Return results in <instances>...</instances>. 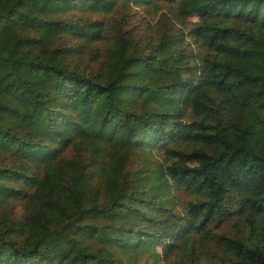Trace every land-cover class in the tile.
I'll list each match as a JSON object with an SVG mask.
<instances>
[{"label":"trees","instance_id":"1","mask_svg":"<svg viewBox=\"0 0 264 264\" xmlns=\"http://www.w3.org/2000/svg\"><path fill=\"white\" fill-rule=\"evenodd\" d=\"M119 1L198 19L146 52L66 17ZM64 34L75 53L112 39L101 67ZM227 216L244 236L200 264H264V0H0V264H158Z\"/></svg>","mask_w":264,"mask_h":264},{"label":"rangeland","instance_id":"2","mask_svg":"<svg viewBox=\"0 0 264 264\" xmlns=\"http://www.w3.org/2000/svg\"><path fill=\"white\" fill-rule=\"evenodd\" d=\"M68 19L73 17H83L84 19H90L91 21H103L109 23V28L112 33H118L116 29H119V36L129 43L130 50L137 48L139 50L149 51L154 45L158 44L161 39L172 33L181 34L188 33L197 22V17L181 18L176 17L172 11V7L164 3L160 10L154 9L151 5L140 4H126L119 1L118 5L114 7V10L108 14L97 13H74L71 12L66 16ZM112 40V39H111ZM111 40L104 43H94L86 48H83L79 52L77 47L80 45V41L74 37V35L64 34L58 40L55 45L59 48L66 49V53L70 56V61L81 68L89 66L93 70H97L101 67L103 60L104 49L110 44ZM187 42L191 43V46L186 48L191 53L196 51V47L192 44L193 39L191 36L186 37ZM151 161L154 164H164V155L160 151H154L151 154ZM142 156L140 154H134L132 156L131 164L129 165L130 171H134L141 164ZM175 197V212L176 214H187V206L190 201L195 197L183 189L175 188L173 193ZM12 206H15V215L21 216L24 212L23 204L12 202ZM10 204V205H11ZM212 237L207 239L206 243H203L201 233H195L193 235L190 244H179L174 253H171L168 260H164L160 257L157 260L158 264H200L207 261H217L219 257L223 255V249L221 247V240L219 236L235 237L244 236L245 229L240 221L230 216L222 218L220 222H214L209 225ZM160 249V248H159ZM141 261H154L150 252H145L140 256Z\"/></svg>","mask_w":264,"mask_h":264}]
</instances>
